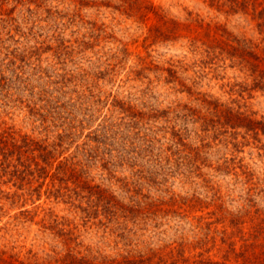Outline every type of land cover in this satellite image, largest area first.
Here are the masks:
<instances>
[{"label": "rangeland", "instance_id": "obj_1", "mask_svg": "<svg viewBox=\"0 0 264 264\" xmlns=\"http://www.w3.org/2000/svg\"><path fill=\"white\" fill-rule=\"evenodd\" d=\"M264 0H0V264H263Z\"/></svg>", "mask_w": 264, "mask_h": 264}, {"label": "trees", "instance_id": "obj_2", "mask_svg": "<svg viewBox=\"0 0 264 264\" xmlns=\"http://www.w3.org/2000/svg\"><path fill=\"white\" fill-rule=\"evenodd\" d=\"M264 264V263H263Z\"/></svg>", "mask_w": 264, "mask_h": 264}]
</instances>
